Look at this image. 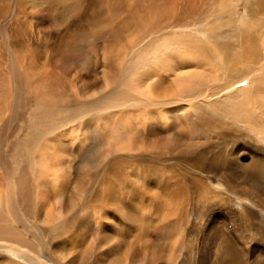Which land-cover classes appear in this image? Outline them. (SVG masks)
<instances>
[{
  "label": "bare ground",
  "instance_id": "obj_1",
  "mask_svg": "<svg viewBox=\"0 0 264 264\" xmlns=\"http://www.w3.org/2000/svg\"><path fill=\"white\" fill-rule=\"evenodd\" d=\"M261 4L0 0V264H178L191 191H238L192 129L209 97L257 90L239 56Z\"/></svg>",
  "mask_w": 264,
  "mask_h": 264
},
{
  "label": "rangeland",
  "instance_id": "obj_2",
  "mask_svg": "<svg viewBox=\"0 0 264 264\" xmlns=\"http://www.w3.org/2000/svg\"><path fill=\"white\" fill-rule=\"evenodd\" d=\"M248 24L247 46L244 54L239 56V60H241L240 66H248L249 68L255 66L258 69L251 74L252 78L257 79V90L255 89L257 93L254 92L255 90L253 92L246 90L243 95L244 97L241 96L240 99L232 97V99L226 100V97L234 94L237 89L248 88L250 80L245 79L241 83L230 87L231 90L229 89L221 93L223 96L209 97V99L203 101L201 110L203 118H201L200 128L192 129L195 131V136L200 138V140H207L205 138H208V146L210 145L209 151L211 152L208 155L209 161L211 160V163L217 164L216 166L223 165L228 169L229 174L232 176L229 178L233 186L237 185L238 191L234 192L231 187L226 186V184L224 185L221 181H215L214 179L213 182L208 181L207 185L200 184L191 191L189 196V199H191L190 209L188 214L185 215L186 218L183 217L181 220V224H183L182 227H184L185 230L183 235L178 232L175 253L172 255L174 256L173 258L177 259L178 264H264V204H262V200L264 199V167L259 168L256 162L253 163V165L255 164L253 169V166H249L252 165L251 161L253 160L261 161L262 159V162H264V0H262V4L259 7L258 17L249 20ZM260 24H262V26ZM256 61H259L260 65L256 64ZM228 73L217 75L212 86L222 87L233 82L234 78L231 76L232 73ZM210 114H212L213 117L210 116ZM210 118H213V120ZM210 123L212 124L210 125ZM252 127L253 129H251ZM201 130H204L206 133L203 131L204 134L202 135ZM206 150L207 148H201L200 151L203 153V151L205 152ZM244 153L245 156L247 155L246 158H239V156ZM227 159L229 160L227 161ZM233 159L237 162L235 161L236 163H234ZM257 178H259V180ZM216 185L218 186L216 187ZM209 188H213L215 191V200H208L211 192ZM209 201L214 202L209 203ZM210 205L213 206L209 209ZM212 210L215 214L221 212L225 213L227 220L224 223L228 222L225 225L219 219L217 221L219 228L214 231L213 235L208 231V227L212 221V213L210 212ZM244 212L246 214L248 213V215ZM251 215L252 218L249 217ZM223 235L226 236L224 237ZM209 237L211 241H209ZM223 238H225L228 243L230 242L233 244V246L235 245L234 248L238 256H241H239V262L237 261L235 263L233 261L236 260L231 257V255H229V257L227 256L226 250H228V245L226 246ZM170 246L171 245L168 244V247ZM178 255H180V258H178Z\"/></svg>",
  "mask_w": 264,
  "mask_h": 264
}]
</instances>
